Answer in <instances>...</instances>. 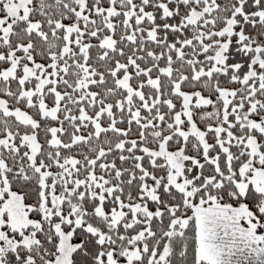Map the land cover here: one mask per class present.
I'll list each match as a JSON object with an SVG mask.
<instances>
[{"label": "snow or ice", "instance_id": "snow-or-ice-1", "mask_svg": "<svg viewBox=\"0 0 264 264\" xmlns=\"http://www.w3.org/2000/svg\"><path fill=\"white\" fill-rule=\"evenodd\" d=\"M0 264H264V0H0Z\"/></svg>", "mask_w": 264, "mask_h": 264}]
</instances>
